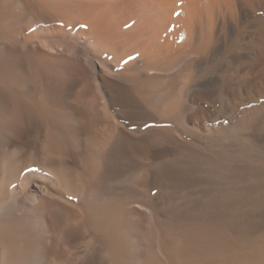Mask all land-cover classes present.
<instances>
[{
	"label": "bare ground",
	"instance_id": "bare-ground-1",
	"mask_svg": "<svg viewBox=\"0 0 264 264\" xmlns=\"http://www.w3.org/2000/svg\"><path fill=\"white\" fill-rule=\"evenodd\" d=\"M0 264H264V0H0Z\"/></svg>",
	"mask_w": 264,
	"mask_h": 264
}]
</instances>
